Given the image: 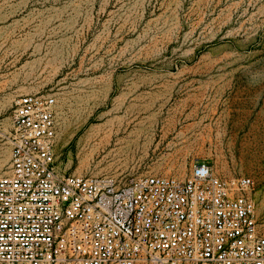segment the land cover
<instances>
[{
	"label": "rangeland",
	"instance_id": "374dc122",
	"mask_svg": "<svg viewBox=\"0 0 264 264\" xmlns=\"http://www.w3.org/2000/svg\"><path fill=\"white\" fill-rule=\"evenodd\" d=\"M27 93L56 99L61 173L203 161L253 180L264 232V0H0V173Z\"/></svg>",
	"mask_w": 264,
	"mask_h": 264
},
{
	"label": "built area",
	"instance_id": "2783aa9c",
	"mask_svg": "<svg viewBox=\"0 0 264 264\" xmlns=\"http://www.w3.org/2000/svg\"><path fill=\"white\" fill-rule=\"evenodd\" d=\"M0 173V264H264L250 177L61 173L56 99L14 101Z\"/></svg>",
	"mask_w": 264,
	"mask_h": 264
},
{
	"label": "bare ground",
	"instance_id": "6f19581e",
	"mask_svg": "<svg viewBox=\"0 0 264 264\" xmlns=\"http://www.w3.org/2000/svg\"><path fill=\"white\" fill-rule=\"evenodd\" d=\"M3 166H4V162H0V168H2Z\"/></svg>",
	"mask_w": 264,
	"mask_h": 264
}]
</instances>
